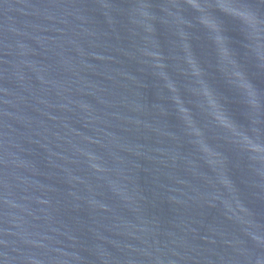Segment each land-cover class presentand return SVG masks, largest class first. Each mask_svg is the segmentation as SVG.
Returning a JSON list of instances; mask_svg holds the SVG:
<instances>
[{"label":"water","instance_id":"water-1","mask_svg":"<svg viewBox=\"0 0 264 264\" xmlns=\"http://www.w3.org/2000/svg\"><path fill=\"white\" fill-rule=\"evenodd\" d=\"M0 264H264V0H0Z\"/></svg>","mask_w":264,"mask_h":264}]
</instances>
